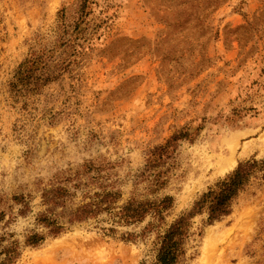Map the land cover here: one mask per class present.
Returning a JSON list of instances; mask_svg holds the SVG:
<instances>
[{
	"label": "rangeland",
	"instance_id": "1",
	"mask_svg": "<svg viewBox=\"0 0 264 264\" xmlns=\"http://www.w3.org/2000/svg\"><path fill=\"white\" fill-rule=\"evenodd\" d=\"M34 50L53 52L55 80L17 96L12 80ZM180 133L187 137L168 164V184L152 194L139 183L148 155ZM223 149L231 154L220 160ZM251 160L264 161V0H0V229L20 245L14 264H66L67 247L80 241L94 245L95 260L76 264H157L166 232ZM79 179L99 185L77 190L68 210L101 194L103 179L121 193L111 213L64 220L61 235L29 245L44 232L43 190ZM16 197L29 204L25 215ZM166 197L174 203L162 223L149 215L126 225L116 215L134 200ZM248 207L260 216L233 264H264V171L229 215L210 222L205 210L191 219L178 264H205L208 237Z\"/></svg>",
	"mask_w": 264,
	"mask_h": 264
},
{
	"label": "trees",
	"instance_id": "2",
	"mask_svg": "<svg viewBox=\"0 0 264 264\" xmlns=\"http://www.w3.org/2000/svg\"><path fill=\"white\" fill-rule=\"evenodd\" d=\"M84 1L87 2V0ZM82 8L86 9L87 4H83ZM52 54L53 52L48 50L42 52L34 50L31 56L23 62L11 83V89L17 96L40 93L45 86L55 80V77L49 72L48 64V58ZM186 137L187 135L180 133L173 137L167 145L149 153L147 169L142 175L143 179H139V183H147L150 193L158 194L167 186L168 164L173 160L179 143ZM262 171H264V161L251 160L241 163L230 177L205 193L196 203L194 211L181 217L162 237L157 264H178L183 254L184 243L190 234L191 219L205 210L209 213L210 222L229 215L240 192ZM83 180L79 179L80 182L73 187L70 180L67 183L65 180L58 187L43 190V203L47 210L38 216L37 223L44 229V232L31 235L27 241L29 245L40 246L49 237L61 235L66 230L65 221L74 225L97 219L104 212L111 213L120 199L121 193L114 190V183L110 185V190L107 189L103 179H101V188L103 189L101 194L96 193L94 197H91V193H89L85 198L89 196L91 202H84L75 210H68V202L77 194V190L81 188L89 190L91 187L99 185V179H88L87 184ZM24 200V197L15 198L18 203L25 204L24 210L21 212L22 215L29 211V204ZM173 203L172 197H166L159 203H140L134 200L116 215L126 225L142 223L149 215H153L157 222L162 223L165 220V214L172 209ZM59 209H62V212L59 213ZM112 214L114 215L113 212ZM1 217L3 214L0 215V223ZM110 231L113 232V230ZM10 239L11 235L7 232L1 233L0 229V264H14L20 257L19 243L10 241Z\"/></svg>",
	"mask_w": 264,
	"mask_h": 264
},
{
	"label": "bare ground",
	"instance_id": "3",
	"mask_svg": "<svg viewBox=\"0 0 264 264\" xmlns=\"http://www.w3.org/2000/svg\"><path fill=\"white\" fill-rule=\"evenodd\" d=\"M242 135L243 133L237 134L233 137L237 141ZM229 138L230 137H228L225 142L226 144L230 143L231 145L232 143ZM236 141L232 142L234 143ZM230 154L226 152V149H223L221 152H217L214 155L217 156L218 159L223 160ZM236 158V156H233L232 159L229 160L224 167V172L234 167L236 164ZM260 211L261 210L258 207L243 208L241 212L236 214L232 228L209 236L210 245L209 250L206 253L205 264H233L235 260L241 262L242 247L246 244L251 237V234L256 229ZM208 233H210V231H208ZM64 243H66V240L57 241L55 244L59 246ZM90 251H94V245L91 243L84 241L73 242V244L67 247L64 262L66 264H76L94 261L95 255Z\"/></svg>",
	"mask_w": 264,
	"mask_h": 264
}]
</instances>
